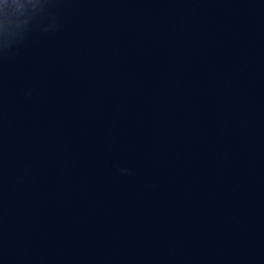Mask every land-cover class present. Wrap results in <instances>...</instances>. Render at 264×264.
<instances>
[{
	"label": "water",
	"instance_id": "95a60500",
	"mask_svg": "<svg viewBox=\"0 0 264 264\" xmlns=\"http://www.w3.org/2000/svg\"><path fill=\"white\" fill-rule=\"evenodd\" d=\"M47 4L0 51V264H264V0Z\"/></svg>",
	"mask_w": 264,
	"mask_h": 264
},
{
	"label": "clouds",
	"instance_id": "9594fccd",
	"mask_svg": "<svg viewBox=\"0 0 264 264\" xmlns=\"http://www.w3.org/2000/svg\"><path fill=\"white\" fill-rule=\"evenodd\" d=\"M47 6V0H0V51L22 39L33 17ZM55 24L53 16L46 27Z\"/></svg>",
	"mask_w": 264,
	"mask_h": 264
}]
</instances>
